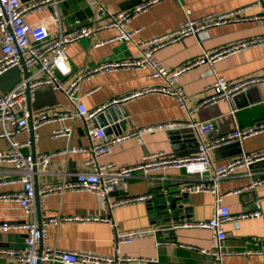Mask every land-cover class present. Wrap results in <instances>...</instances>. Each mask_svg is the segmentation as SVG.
Listing matches in <instances>:
<instances>
[{
  "label": "crops",
  "instance_id": "obj_1",
  "mask_svg": "<svg viewBox=\"0 0 264 264\" xmlns=\"http://www.w3.org/2000/svg\"><path fill=\"white\" fill-rule=\"evenodd\" d=\"M101 1L107 11L116 13L129 10L142 0ZM256 2L257 0H158L133 17L125 27L136 31L135 40H148L177 28L187 18L196 19L211 13L236 12L240 17L238 20L206 27L155 50L154 55L160 64L175 68L232 42L264 34V18L256 17L264 14V0L260 4ZM59 12L61 22L51 25L52 36L59 32L66 35L73 34L82 26L108 20L106 12L97 16L86 0H65L59 4ZM50 18V11L28 15L30 22H40ZM117 33L115 27L104 28L95 31L91 36L71 42L67 53L72 70L63 79L64 83L68 84L87 66L104 60L138 57L140 51L136 45L130 41H117L114 39ZM149 71V68L114 69L84 79L80 85L83 101L89 110H94L130 91L160 83V79L149 76ZM23 74L24 71L20 69L1 74L0 90L8 89ZM252 75H264V44L220 57L212 63L206 62L194 66L181 73L179 81L187 93L188 107L193 109L208 94L207 86L216 76H224L229 82H235ZM121 103L129 114L126 131L134 127L189 120L192 116L195 119L214 122V129L204 136V139H208L237 127H246L264 120V80L250 84L236 95L235 112L232 111L234 107L232 103L226 100L205 104L189 112L187 108L179 106L173 96L155 91ZM70 108L72 104L64 93L49 85L37 87L30 100V109L34 114L41 110L55 112ZM63 123L72 126L71 137H52V131ZM83 125L82 120L71 118L64 122L46 123L38 130L39 138L32 141L31 146L24 150L38 156L41 152L60 150L67 146H88L89 138ZM174 128L144 132L119 142L114 146L112 155L104 159L114 161L117 165H129L138 163L142 156L149 152L163 150L173 153L168 131ZM32 137V131L28 130L16 138L25 141ZM8 145V138L0 137V150L7 148ZM193 149L196 147L192 146L186 150ZM261 149H264V131L244 140H236L217 147L211 150V157L215 164H224L243 152ZM85 158V152L51 158L45 168H38L34 179L35 187L38 188L37 213L25 212L17 201L0 200V223L22 224L49 216H99L102 219H72L51 223L47 225V242L50 246L102 254H113L118 249L120 254L155 258L156 264H218L214 257L203 251L212 247V232L208 228L182 225L211 217L215 200L212 192H188L184 199L178 201V204L183 203L185 206V217L175 216V219L174 216L172 217L173 220L180 222L172 225L176 230L175 238L168 231H162L166 230L168 225L159 224L171 213L170 208H160V210L157 208V205L164 201L162 198L172 200L185 194L181 191V186L185 184L188 176L183 169L165 168L147 175L136 172L128 179L124 188H118L109 194V200L117 201L129 196L149 193L155 195L154 200L124 202L112 210L107 200L88 191H55L45 196L38 192L45 184H58L63 180L73 179L77 172L87 169L83 163ZM4 167L5 171H10L12 166ZM263 172L264 160H261L238 169L231 176L218 181V190L233 214L255 209L262 213L259 216L233 218L225 223L227 237L223 241V246L234 252L223 256L224 264H264V184L251 186L240 193L233 192L248 185ZM21 187L22 184L16 183L0 187V190L12 191ZM157 210L164 213V220H152L151 213ZM153 223L157 226L156 232L137 236L132 242L116 243L117 230L124 232L138 228L153 229ZM25 237L24 229L0 231V246H21ZM6 259V256H0V264ZM42 264L51 263L42 262Z\"/></svg>",
  "mask_w": 264,
  "mask_h": 264
},
{
  "label": "built area",
  "instance_id": "obj_2",
  "mask_svg": "<svg viewBox=\"0 0 264 264\" xmlns=\"http://www.w3.org/2000/svg\"><path fill=\"white\" fill-rule=\"evenodd\" d=\"M65 0H0V75L11 69L19 67L26 70L20 79L8 90H0V123L2 131L0 137H6L9 145L0 150V187L20 183L22 187L12 191L0 190V200L17 201L27 213H37L36 199L37 189L35 187V176L38 168L46 167L51 158L58 155H69L70 153L85 152L86 158L83 163L87 169L77 172L70 180H63L58 184H45L38 192L48 195L52 192L65 190L88 191L97 194L103 200L108 201L112 210L117 205L132 201H153L155 195L152 193L129 196L126 199L110 201L109 194L127 185L129 178L136 172L147 175L155 170L165 168H180L187 174V181L181 186L184 193L212 192L215 196L213 213L207 220L183 223V226L197 228H208L212 232L213 242L210 250H203L214 257L218 264L223 263V256L231 254V251L223 246L227 237L225 223L233 218H244L259 216L258 209L233 214L229 206L224 203L223 195L218 190V181L231 176L236 170L248 167L255 162L264 160V149L243 152L224 164H215L211 157V150L227 145L236 140H244L249 136L264 131V120L246 127H237L220 136L204 139V136L214 129L212 120H200L191 116L189 120H175L164 122L154 126L134 127L129 131L112 136L106 135L104 127L94 123V117L101 109L109 104L120 103L147 92H161L173 96L179 106L185 107L192 112L199 106L226 100L232 103L233 112L235 97L245 90L250 84L263 81L264 75H252L229 82L224 76H216L214 81L207 86L208 94L192 108L187 104V93L180 84L181 73L194 66L214 62L216 59L239 52L250 47L264 44V34L244 38L206 53L194 60L181 64L175 68H168L158 62L154 52L156 49L182 39L202 29L227 23L231 20L240 19L236 12L211 13L201 18H187L177 28L167 31L159 36L148 40H135V30L127 29L126 24L137 14L146 10L152 3L158 0H142L139 4L129 10L110 13L101 0H86L88 6L94 9L97 16L106 12L108 20L82 26L73 34L59 32L52 36L51 25L61 22L59 4ZM257 4L262 0H257ZM50 11L51 18L40 22H30L28 15ZM264 18V14L256 16ZM115 27L118 33L114 39L120 42H133L140 55L136 58L107 59L95 65L87 66L81 74L75 76L68 84L63 79L71 73V65L68 60V46L71 42L83 37L91 36L95 31ZM149 68V76L158 78L160 83L146 86L126 94L113 98L108 103L97 109L89 110L80 93L81 81L91 78L100 72L114 69ZM49 85L55 90H60L72 104V108L60 111L41 110L32 113L30 100L34 96L37 87ZM82 120L87 137L88 146H67L60 150L41 152L38 156L24 149L30 147L32 141L39 138L38 130L46 123L67 119ZM171 127H187L195 130L199 138L197 151L191 154L178 155L166 151H154L146 153L136 164L117 165L114 161L105 160L112 155L114 146L124 140L130 139L144 132L154 131ZM31 130L32 139L21 141L16 138L21 133ZM73 128L64 124L55 128L51 136L71 137ZM6 165H11L10 171ZM7 172H9L7 174ZM264 184V172L254 178L251 183L233 190L240 193L246 188ZM167 196V195H163ZM72 219H102L99 216H49L22 224L0 223V231L7 232L11 229H24L26 237L21 246H0V256L7 259L2 264H156L157 259L139 257L128 254L116 253L102 254L92 251H80L50 246L47 242V225L59 223L63 220ZM109 220V218H104ZM154 225V223H153ZM159 225V224H158ZM154 228H138L129 231H116L115 240L117 244L132 242L137 236L156 232Z\"/></svg>",
  "mask_w": 264,
  "mask_h": 264
},
{
  "label": "water",
  "instance_id": "obj_3",
  "mask_svg": "<svg viewBox=\"0 0 264 264\" xmlns=\"http://www.w3.org/2000/svg\"><path fill=\"white\" fill-rule=\"evenodd\" d=\"M13 69H20L19 67H12L6 72H9ZM21 70V69H20ZM22 71V70H21ZM24 73H26V70L23 69ZM5 72V73H6ZM21 77V76H20ZM17 78L12 85L17 82L19 79ZM11 85V86H12ZM10 86V87H11ZM9 87V88H10ZM8 88V89H9ZM8 89H4L2 91H6ZM128 112L124 106L123 103H116V104H109L103 109H101L98 113H96L94 117V123L104 127V131L106 135L112 136L114 134H120L124 131H126L127 123L129 121L128 119ZM118 127L119 130H118ZM115 132V133H114ZM193 129L187 128V127H178L174 128L168 131V135L171 142V147L173 150V153L178 155H184V154H191L195 153L197 151V147L199 145V138ZM34 144V142H33ZM192 146L196 147V149L193 150H186L188 148H191ZM35 153V152H34ZM38 190V188H37ZM187 193H185L182 197H177L172 200L166 199L165 197L162 198L164 200L162 203H159L157 205V208L160 210V208H166L171 209V213L173 211V215L171 213L166 217L164 220V213L161 211H155L154 213H151L152 220L156 221L163 219V222H159V224L168 225L166 230L162 231H168L172 234L173 238L176 237V230L173 229L172 225L173 223H180L176 220H173L172 217L175 219V216L184 218V209L185 206L183 203L178 204V201L180 199H184L186 197ZM166 199V200H165ZM152 208V207H150ZM184 216V217H183ZM175 221V222H174ZM172 227V228H171Z\"/></svg>",
  "mask_w": 264,
  "mask_h": 264
}]
</instances>
